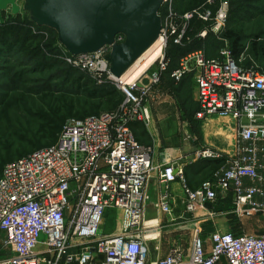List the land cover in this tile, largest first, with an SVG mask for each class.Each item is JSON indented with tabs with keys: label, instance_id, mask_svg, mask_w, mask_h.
Listing matches in <instances>:
<instances>
[{
	"label": "built area",
	"instance_id": "built-area-1",
	"mask_svg": "<svg viewBox=\"0 0 264 264\" xmlns=\"http://www.w3.org/2000/svg\"><path fill=\"white\" fill-rule=\"evenodd\" d=\"M174 2L163 0L159 53L137 77L132 70L121 77L110 72L111 46L73 55L58 42L64 60L98 84L113 83L124 100L115 110L72 118L54 145L5 166L0 176V234H5L10 253L0 255V264H216L223 257L229 264H264V233L216 229L207 251L202 226L221 215L241 223L264 215V71L246 52L233 56L223 35L228 0H204L184 14L175 11ZM195 15L210 24L198 35L212 33L225 45L217 57L203 48L188 52L171 68L169 42L191 41L189 20ZM124 40L117 35L116 42ZM168 72L176 84L191 75L198 91L195 117H231L235 138L230 153L211 146L196 152L191 162L225 158L197 188L186 184V161L172 160L161 168L159 213L172 212L168 190L172 182L182 181L192 237L188 251L175 244L166 257L150 261L148 232L155 226L145 222V213L146 186L156 168L154 148L140 141L131 125L151 120L150 105L163 99L161 84ZM230 197L231 207L217 214L211 205ZM112 210L121 213L122 228L109 234L104 224Z\"/></svg>",
	"mask_w": 264,
	"mask_h": 264
},
{
	"label": "trees",
	"instance_id": "trees-1",
	"mask_svg": "<svg viewBox=\"0 0 264 264\" xmlns=\"http://www.w3.org/2000/svg\"><path fill=\"white\" fill-rule=\"evenodd\" d=\"M261 1L232 0L233 5H236V10L232 17L234 21L231 22L236 25L228 30L225 29L223 35L229 40L232 54L236 58L243 52H246L248 57H251L252 54L256 58L260 54L264 55V42H259L262 36L257 34L251 36L250 43L245 44V37L241 29L239 30L238 23L244 18L243 16L251 17L254 12L262 8ZM203 3L204 0H175L174 7L176 12L184 14L198 9ZM208 26H210L209 23L195 15L189 20L188 35L191 37V41L184 45L175 44L173 41L169 42L167 54L173 62L171 68L176 65L182 55L202 48L208 38L217 39L212 33H209L206 38H201L198 35ZM58 42L55 30L38 26L30 20L26 12L10 13L3 21H0V67L4 63H8L7 60L11 57H16L22 63L21 66H35L41 73L56 72L59 83L65 84L64 92L61 94H55L53 86H46L44 90L48 101L35 110H28L30 114L29 126L23 125L15 128L7 123L4 128L0 127V133L3 129L7 132L6 136L0 134V176L7 164L34 150L54 145L58 141L63 127L72 118H84L88 115L115 110L124 100V93L113 83L98 84L88 72L70 65L64 60L61 57L62 50L58 46ZM247 47L248 49H246ZM7 75H12L13 84L21 82V73H13L12 68H9ZM166 77L176 84L168 72L163 77V85H165ZM186 78H192V76L188 75L183 80ZM6 98H8V94L1 95L0 104ZM46 98L44 97L45 100H47ZM23 100V98L17 100V98L9 97L3 113L17 103L22 104L20 102ZM198 110L199 103L194 116ZM135 123L131 125L132 129H134ZM135 135L138 137L136 132ZM202 162L204 163L203 173L207 169L215 172L224 165L225 158ZM220 202L217 208L223 209V201ZM234 232L241 233L243 231Z\"/></svg>",
	"mask_w": 264,
	"mask_h": 264
},
{
	"label": "rangeland",
	"instance_id": "rangeland-1",
	"mask_svg": "<svg viewBox=\"0 0 264 264\" xmlns=\"http://www.w3.org/2000/svg\"><path fill=\"white\" fill-rule=\"evenodd\" d=\"M230 3V19L228 20L225 29L228 30L229 28L235 27L236 23L232 17L236 10V5H233L232 0H228ZM20 4H23L24 0H19ZM264 0L260 2V6L262 8L258 9L254 12V15L251 17H245L240 20L239 23V30L241 29L242 33L245 37V44L250 43L251 36L260 35L262 38L259 42H264ZM12 13L10 9L7 11L0 12V21H3L8 14ZM224 29V30H225ZM225 45L224 41L214 38H208L205 45L203 44L202 48L206 51L210 57H217L219 55L220 49ZM168 49V48H167ZM251 58L255 61V63L264 71V55L260 54L257 58L255 55H251ZM8 63H4L2 67H0V96L4 95L5 93L8 94V98L3 100L0 104V127L4 128V125L10 123L15 128L20 126H29L30 125V114L28 110H35L39 106L45 104L48 101L46 98L45 88L46 86H53L55 94L63 93V88L65 84H60L57 78L58 74L56 72H45L41 73L38 71L35 66H21L22 63L19 62L18 58L11 57L7 60ZM142 61V60H141ZM144 61V60H143ZM9 68L13 69V73L19 72L22 75L21 82L17 84H13L12 82V75H7V71ZM153 70V69H152ZM165 85L167 88L171 90L173 93L171 98L167 100L163 99L161 101L162 104L167 105H179L181 108V117H179V121L181 119H185L189 121L190 127V141L192 143L197 142L198 146L200 144L204 145H214L218 146V141L221 139L230 138L227 136L223 130V126L225 123L233 122L234 120L231 117H220L214 115L217 121L211 122H204V120L196 119L194 116L195 110L198 107V97H195L194 90L196 89L197 95V87L196 82L192 78H186L179 84H174L172 81L166 77ZM9 97L11 98H23L24 100L20 103L22 104H15L12 106L7 112H4V109L7 107V102L9 101ZM44 97L47 99L45 100ZM14 100V99H13ZM5 114V115H4ZM171 115V114H170ZM7 118H6V117ZM172 118V117H171ZM211 118V117H210ZM178 120V118H176ZM169 119L165 120L166 122ZM172 120V119H171ZM206 120V119H205ZM176 121V120H175ZM182 124V123H181ZM213 124V125H212ZM159 125V124H157ZM183 133V132H182ZM0 134H4L6 136L7 132L3 129ZM213 172L211 169H207L203 174L199 176L203 179L210 178ZM260 220L255 219H245L243 223L238 221L235 217L232 216H218L217 217V228L219 230H229L230 228L234 231H239V227L245 225L246 231L250 233H264V215L259 217ZM105 232L112 234L116 233L121 230L122 228V215L120 212L112 210L107 214L106 221L104 224ZM161 234H159L158 228L154 227L148 235L156 234V236H150L152 238L149 241L151 245V255L152 257L160 250L156 249L159 245V242L163 241L161 247H165V249H169L172 246V239L169 237L167 229H162ZM167 237V238H166ZM191 233L186 237V242L188 246H190L191 242ZM156 238V239H153ZM5 234H0V255L10 253V249L4 244ZM178 242H181L182 239H178ZM161 249V248H160Z\"/></svg>",
	"mask_w": 264,
	"mask_h": 264
},
{
	"label": "water",
	"instance_id": "water-1",
	"mask_svg": "<svg viewBox=\"0 0 264 264\" xmlns=\"http://www.w3.org/2000/svg\"><path fill=\"white\" fill-rule=\"evenodd\" d=\"M163 0H0V12H26L38 26L56 31L73 54L111 46L110 72L121 77L160 39ZM123 42H116L117 35ZM157 203L147 201L145 222L159 220Z\"/></svg>",
	"mask_w": 264,
	"mask_h": 264
},
{
	"label": "crops",
	"instance_id": "crops-1",
	"mask_svg": "<svg viewBox=\"0 0 264 264\" xmlns=\"http://www.w3.org/2000/svg\"><path fill=\"white\" fill-rule=\"evenodd\" d=\"M161 92H163L164 94L163 101L167 100L168 98H171L173 95L171 90L167 88L166 85H163V83L161 84ZM194 92H195V97L196 96L198 97V91H197V95H196V89L194 90ZM163 101L150 105L151 120L148 123L145 121H138L133 125L134 128L133 130L134 132H136L139 139L144 144L151 145L154 148V163L156 168L147 182L146 190L149 195V200L155 203L158 202V199H160L161 194L163 193L164 190L163 186L160 184L158 180L159 171L161 170V168H163L164 165H166L169 161L172 160L173 162L186 161L187 163L185 166L186 184L190 188L193 189L197 188L201 184V182L205 180L199 176L200 174L203 173L202 170L204 167V163L202 161L191 162V160H193L198 150L205 148L207 146H211L207 144L201 146L199 144L198 146L197 142L192 143L190 141L191 131L189 127V121L185 119H182V121L180 119L179 121V117H181V113H180L181 108H179V105L162 104ZM176 118H178V120ZM167 119L169 120L166 122L165 120ZM214 121H217L215 117L207 118L206 120H204V122L206 123L208 122L213 123ZM234 126H236L235 121L230 123H225L223 126V130L221 131H224V133L230 138L228 139L225 137V139H221L220 141H218V146L212 145L211 147L215 149H219L224 152H229V153L232 152L234 147V138H235L233 132ZM168 195L172 207V212L170 214L159 213L160 217L155 227L158 228L159 234L162 233L161 232L162 229H167L168 235L172 239L171 241L173 243L172 246L175 244L181 245L182 247L185 248L186 251H188L190 246H188V243L186 242V237L191 232L190 220L192 219H191V215L186 211V202H185L186 194H185L184 183L180 180H176L172 182L168 190ZM220 201L221 200H219L216 204L211 205L217 214L226 212V210L231 207L232 197H230L227 200H222L223 209L217 208V206H219V204L221 203ZM246 219L260 220L259 217H249ZM202 226H203V235L207 239L206 250L210 251L212 247V242L210 241V234L214 230L218 229L217 217H215L212 221L203 222ZM239 228L241 231L247 232L246 231L247 227L245 225L241 224V227ZM229 230L232 229L230 228ZM223 231H228V230H223ZM177 238L182 239V241L178 242ZM161 244H163V241H161V243L159 242V245L157 246L158 248H156L160 250L158 254L154 255L153 257L150 254V261H155L159 258H164L169 254L172 246L169 247V249L167 248L165 249L164 246L161 247ZM216 264H229V262L227 261L226 258L223 257Z\"/></svg>",
	"mask_w": 264,
	"mask_h": 264
},
{
	"label": "bare ground",
	"instance_id": "bare-ground-1",
	"mask_svg": "<svg viewBox=\"0 0 264 264\" xmlns=\"http://www.w3.org/2000/svg\"><path fill=\"white\" fill-rule=\"evenodd\" d=\"M159 53L157 44H155L149 51L145 53V55L142 58V61H138L131 69L133 76L137 77L139 74H141L148 66L152 63V61L156 58L157 54ZM144 60V61H143ZM151 226H156L157 221H152L148 223ZM156 236V234L150 235ZM154 239V238H153Z\"/></svg>",
	"mask_w": 264,
	"mask_h": 264
}]
</instances>
